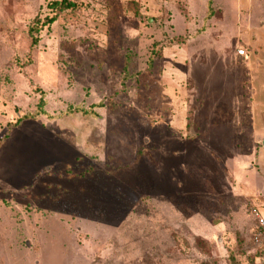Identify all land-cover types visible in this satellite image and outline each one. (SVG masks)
I'll return each instance as SVG.
<instances>
[{
    "label": "rangeland",
    "instance_id": "obj_1",
    "mask_svg": "<svg viewBox=\"0 0 264 264\" xmlns=\"http://www.w3.org/2000/svg\"><path fill=\"white\" fill-rule=\"evenodd\" d=\"M71 1L0 0V264H258L264 0Z\"/></svg>",
    "mask_w": 264,
    "mask_h": 264
},
{
    "label": "built area",
    "instance_id": "obj_2",
    "mask_svg": "<svg viewBox=\"0 0 264 264\" xmlns=\"http://www.w3.org/2000/svg\"><path fill=\"white\" fill-rule=\"evenodd\" d=\"M238 55H246L245 49L238 50ZM251 214L255 218L252 230V244L258 255L259 264H264V215L257 206H251Z\"/></svg>",
    "mask_w": 264,
    "mask_h": 264
},
{
    "label": "trees",
    "instance_id": "obj_3",
    "mask_svg": "<svg viewBox=\"0 0 264 264\" xmlns=\"http://www.w3.org/2000/svg\"><path fill=\"white\" fill-rule=\"evenodd\" d=\"M54 4L60 6V8H73L76 6V3L71 1V0H61V1L56 0V2H54ZM52 20H53V18L49 19L48 21L51 22ZM30 30H31V33L33 34L31 46H34L38 42V37L36 36V33L38 32V24H35L34 26H32L30 28ZM43 105H44V99L41 98L40 103H39L41 110L39 112H37L36 114H33V115L31 114V115H24L23 117H19L16 120L15 124L20 123L25 118L35 117L37 114L41 113L43 111V109H42ZM254 224H255V221H254ZM251 240H252V234H251ZM253 253H254V257L257 260V258H258L257 252L254 250Z\"/></svg>",
    "mask_w": 264,
    "mask_h": 264
},
{
    "label": "crops",
    "instance_id": "obj_4",
    "mask_svg": "<svg viewBox=\"0 0 264 264\" xmlns=\"http://www.w3.org/2000/svg\"><path fill=\"white\" fill-rule=\"evenodd\" d=\"M240 56H243V55H240ZM259 264V263H258Z\"/></svg>",
    "mask_w": 264,
    "mask_h": 264
}]
</instances>
